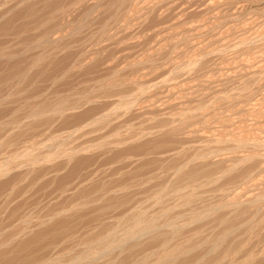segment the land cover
I'll return each instance as SVG.
<instances>
[{
    "label": "rangeland",
    "instance_id": "1",
    "mask_svg": "<svg viewBox=\"0 0 264 264\" xmlns=\"http://www.w3.org/2000/svg\"><path fill=\"white\" fill-rule=\"evenodd\" d=\"M35 1L0 0V143L3 142L0 144V264H71L76 255L77 258H83L88 248L89 252L97 248V243L105 240L110 232H115L111 233L114 236L123 234L120 232L132 226L130 224L135 222L137 214V220L142 216L144 220L155 219L157 232L141 235L142 238H139L135 245L125 247L127 250L117 249L112 255L101 256L102 259L99 257L98 264H142L144 261L153 264L166 248L174 251L183 247V257L179 254L174 264H209V261L210 264H264V172L258 173L261 179L255 178L258 171L256 163V169L253 167L254 171L250 173L252 177L250 174V177L238 176L241 169L232 171L236 163L229 165L231 161H235L230 153V149L235 147L231 145L229 149L230 144L225 143L229 138L237 142L242 135L244 140L259 137L256 134L258 131H253L251 125L263 119L264 107L261 108L263 112H255L252 107L254 110H248L251 114L241 113L240 118L238 112L242 108L251 107L248 108L247 100L240 98L238 93L240 94L241 88L242 94L249 92L248 94L256 93L258 96L261 92L259 90L264 87L263 76L256 81L248 80L250 73L241 68L247 65L257 67V64L263 61L264 16L256 15L246 2L235 5L239 8L234 7L233 10L238 11L237 14L244 8L241 12H250L241 13L235 19L232 17L235 12L231 14L233 10L227 7H224L226 10L223 8L224 11H220V15H217V11L215 14L211 12L210 15L203 4L204 0H130L122 6V0H96L100 1L99 4L94 0ZM117 4H120V7ZM191 26L194 28L190 29ZM199 26L201 28L197 32ZM191 31L199 35L198 38L192 36ZM56 37L61 41L55 40ZM190 37L196 39L190 41ZM259 57L262 60L260 62ZM196 59L199 60L197 63L194 62ZM261 68L263 67L259 68V72L263 71ZM26 69L30 71L27 72ZM226 71L228 74L233 72L232 77L228 76ZM117 85L118 87H115ZM136 94L139 98L134 97ZM255 113H258V117L261 115V119H258ZM59 114L63 115L58 116ZM49 115L58 118L50 119ZM206 137L212 139V142L203 139ZM215 139L216 141H213ZM217 140H221L222 144ZM27 154H33L34 157L37 155V160L33 157V160L28 161ZM26 157L27 159H24ZM220 157L225 162H222ZM8 159L11 160L8 162ZM218 159L221 161H217ZM33 161L37 162L34 164ZM30 162L31 164H28ZM238 186L236 191H240L239 194L234 191L241 197H238L239 200L235 199L237 196L232 195V189ZM242 187L247 188L249 194L246 195L247 191ZM260 188L262 189L259 190ZM258 192L262 194L259 195ZM252 193L254 195L250 198ZM228 201L232 203L227 205L229 209L225 207ZM240 201L241 207L238 205ZM232 206H235V211ZM165 213H168V216ZM170 222L176 226L174 230H168L167 225ZM178 227L180 229H177ZM111 234L110 240L114 239ZM199 237H202V240ZM215 240L220 242L217 244ZM188 245L192 247H187L186 252ZM231 255L234 259H231ZM101 260H104V263Z\"/></svg>",
    "mask_w": 264,
    "mask_h": 264
},
{
    "label": "bare ground",
    "instance_id": "2",
    "mask_svg": "<svg viewBox=\"0 0 264 264\" xmlns=\"http://www.w3.org/2000/svg\"><path fill=\"white\" fill-rule=\"evenodd\" d=\"M32 1V0H31ZM37 1V0H36ZM35 1V2H36ZM85 1V0H84ZM89 1V0H88ZM92 1V0H91ZM96 0H94V2H95ZM100 1H103V0H100ZM100 1H96L98 4L100 3ZM106 1V0H105ZM128 1H130V0H122V1H120V3H121V6H122V4L124 3V4H126L125 2H128ZM147 1V0H146ZM176 1V0H175ZM181 1H183V0H181ZM189 1V0H188ZM187 1V2H188ZM46 2V1H45ZM80 2V1H79ZM86 2H87V0H86ZM85 2V3H86ZM132 2V1H131ZM150 2V1H149ZM154 2V1H153ZM186 2V3H187ZM240 2H243V4H245L244 2H246V3H249V7L253 10V12L254 13H256V15L257 14H261V16L263 15L264 16V0H204V2H203V4L204 5H206V10H207V12L208 13H210V15H211V12H214V14H215V12L217 11L219 14H217V15H220V11H224V7H227V8H231L230 10H233V8L234 7H237V6H235V5H239V3ZM52 3V2H51ZM50 3V4H51ZM67 3V2H66ZM130 3V2H129ZM128 3V4H129ZM133 3V2H132ZM131 3V4H132ZM138 3V2H137ZM151 3V2H150ZM169 3V2H168ZM176 3V2H175ZM180 3V2H179ZM182 3V2H181ZM185 3V2H184ZM184 3H183V5H184ZM192 3V2H191ZM73 4V3H72ZM94 4V3H93ZM96 4V3H95ZM94 4V5H95ZM97 4V5H98ZM102 4V3H101ZM147 4H148V2H147ZM154 4V3H153ZM173 4V3H172ZM178 4V3H177ZM188 4V3H187ZM93 5V6H94ZM117 5H119L118 7H120V4H117ZM144 5V4H143ZM155 5V4H154ZM175 5V4H174ZM179 5V4H178ZM50 6V5H49ZM87 6H89V5H87ZM132 6V5H131ZM147 6V5H146ZM152 6V5H151ZM242 6V5H241ZM246 6V5H245ZM21 7V6H20ZM89 7H91V5L89 6ZM95 7V6H94ZM102 7V6H101ZM123 7H125V5L123 6ZM128 7V6H127ZM130 7V6H129ZM135 7V6H134ZM171 7V6H170ZM200 7V6H199ZM243 7V6H242ZM248 7V8H249ZM28 8V7H27ZM96 8V7H95ZM140 8V7H139ZM172 8V7H171ZM183 8V7H182ZM181 8V9H182ZM224 8V9H223ZM226 8V9H227ZM239 7H237V9H238ZM244 8V7H243ZM248 8H247V10H248ZM121 9V8H120ZM124 9V8H123ZM126 9V8H125ZM136 9V8H135ZM158 9V8H157ZM169 9V8H168ZM174 9V8H173ZM172 9V10H173ZM204 9H205V7H204ZM203 9V10H204ZM225 9V10H226ZM236 9V10H237ZM241 9V8H240ZM245 9V8H244ZM243 9V10H244ZM38 10V9H37ZM36 10V11H37ZM64 10V9H63ZM127 10H129V9H127ZM171 10V9H170ZM183 10V9H182ZM229 10V11H230ZM243 10H241V11H243ZM66 11V10H65ZM107 11V10H106ZM109 11V10H108ZM122 11V10H121ZM120 11V12H121ZM155 11V10H154ZM228 11V12H229ZM240 11V14L241 13H243V12H241ZM124 12V11H123ZM129 12V11H128ZM143 12V11H142ZM177 12V11H176ZM206 12V13H207ZM235 12V13H234ZM237 12L238 11H235V10H233V12H231V14L232 13H234V14H232V17L233 18H235V17H237V16H240V14H237ZM245 12H250L249 10L248 11H245ZM244 12V13H245ZM253 12H252V14H253ZM63 13V12H62ZM106 13V12H105ZM243 13V14H244ZM67 14V13H66ZM146 14V13H145ZM191 14V13H190ZM204 14H205V12H204ZM213 14V13H212ZM221 14H222V12H221ZM250 15H251V13H249ZM101 15V14H100ZM121 15V14H120ZM126 15V14H125ZM131 15V14H130ZM206 15H208V14H206ZM225 15V14H224ZM247 15V14H246ZM245 15V16H246ZM249 15V16H250ZM255 15V16H256ZM65 16V15H64ZM123 16V15H122ZM140 16V15H139ZM145 16V15H144ZM215 16V15H214ZM213 16V17H214ZM228 16H230V15H228ZM260 16V15H259ZM150 17V16H149ZM212 17V16H211ZM212 17V18H213ZM217 17H219V16H217ZM242 17H243V15H242ZM252 17H254V14H253V16ZM63 18V17H62ZM122 18H124V17H122ZM121 18V19H122ZM129 18V17H128ZM162 18V17H161ZM232 18V19H233ZM258 18V17H257ZM263 18V17H262ZM116 19V18H115ZM119 19H120V17H119ZM134 19V18H133ZM155 19V18H154ZM215 19V18H214ZM217 19V18H216ZM219 19V18H218ZM220 19L222 20L223 18H221L220 17ZM236 19V18H235ZM234 19V20H235ZM255 19V18H254ZM128 20V19H127ZM145 20V19H144ZM146 20H147V18H146ZM213 20V19H212ZM244 20V19H243ZM116 22H117V20H115ZM120 21V20H119ZM238 21V20H237ZM256 21V20H255ZM264 21V20H263ZM81 22V21H80ZM140 22V21H139ZM143 22V21H142ZM161 22V21H160ZM228 22V21H227ZM235 22H236V20H235ZM257 22V21H256ZM46 23V22H45ZM56 23V22H55ZM114 23V22H113ZM215 23V22H214ZM247 23V22H246ZM254 23V22H253ZM258 23V22H257ZM256 23V24H257ZM262 23V22H261ZM41 24V23H40ZM142 24V23H141ZM162 24V23H161ZM220 24V23H219ZM245 24V23H244ZM250 24V23H249ZM67 25H69V24H67ZM116 25V24H115ZM118 25V24H117ZM128 25V24H127ZM137 25V24H136ZM199 25V24H198ZM246 25H248V24H246ZM103 26V25H102ZM124 26H126V25H124ZM145 26V25H144ZM154 26V25H153ZM159 26V25H158ZM195 26V25H194ZM223 26V25H222ZM37 27V26H36ZM81 27V26H80ZM188 27V26H187ZM196 27V26H195ZM203 27V26H202ZM229 27V26H228ZM227 27V28H228ZM263 27V26H262ZM261 27V28H262ZM115 28V27H114ZM192 28H194L193 26H191V28L190 29H192ZM201 28V26H199V28H197L198 29V31L197 32H199V29ZM205 28V27H204ZM234 28V27H233ZM248 28V27H247ZM118 29V28H117ZM196 29V30H197ZM254 29V28H253ZM259 29V28H258ZM104 30V29H103ZM187 30V29H186ZM195 30V29H194ZM226 30V29H225ZM247 30V29H246ZM257 30V29H256ZM156 31H157V29H156ZM159 31V30H158ZM193 31V30H192ZM191 31V32H192ZM214 31V30H213ZM57 32V31H56ZM108 32V31H107ZM160 32V31H159ZM159 32H158V34H159ZM163 32V31H162ZM186 32H188V31H186ZM201 32V31H200ZM224 32V31H223ZM260 32V31H259ZM190 33V32H189ZM193 33V32H192ZM192 33H190L191 35H192ZM252 33V32H251ZM157 34V35H158ZM161 34V33H160ZM178 34V33H177ZM196 34H198V33H196ZM201 34V33H200ZM237 34H240V33H237ZM248 34V33H247ZM195 35V32L193 33V35L192 36H194ZM231 35V34H230ZM241 35V34H240ZM250 35V34H249ZM36 36V35H35ZM58 36V35H57ZM136 36V35H135ZM159 36V35H158ZM188 36V35H187ZM198 36L199 35H195V37H197L198 38ZM243 36V35H242ZM48 37V36H47ZM55 37V36H54ZM194 37V38H195ZM240 37V36H239ZM254 37V36H253ZM257 37V36H256ZM51 38H53V37H51ZM61 38V37H60ZM191 38V40L190 41H192V39H194L193 37H190ZM242 38V37H241ZM48 39V38H47ZM196 39V38H195ZM50 40V39H49ZM55 40H60L59 38H55ZM90 40V39H89ZM219 40V39H218ZM221 40H222V37H221ZM238 40H240V39H238ZM48 41V40H47ZM61 41V40H60ZM59 41V42H60ZM87 41V40H86ZM246 40H244L243 41V43L245 42ZM249 40H247V42H248ZM252 41V40H251ZM55 42V41H54ZM57 42V41H56ZM218 42V41H217ZM222 42V41H221ZM224 42V41H223ZM239 42V41H238ZM246 42V43H247ZM250 42V41H249ZM253 42V41H252ZM241 43H242V41H241ZM261 43V42H260ZM39 44V43H38ZM57 44V43H56ZM192 44H194V43H192ZM214 44V43H213ZM235 44V43H234ZM239 45H240V43H238ZM245 44V43H244ZM26 45V44H25ZM46 45V44H45ZM140 45V44H139ZM195 45H197V43H195L194 44V46ZM198 45H200L199 43H198ZM221 45V44H220ZM236 46H238L237 44H235ZM234 45V46H235ZM229 46V45H228ZM231 46H233V45H231ZM244 46H248V45H244ZM198 47V46H197ZM224 47V46H223ZM226 47V46H225ZM8 48V47H7ZM36 48H38V47H36ZM47 48V47H46ZM129 48V47H128ZM135 48V47H134ZM189 48V47H188ZM227 48V47H226ZM238 48V47H237ZM241 48V47H240ZM196 49V48H195ZM199 49V48H198ZM197 49V50H198ZM208 49V48H207ZM223 49V48H222ZM35 50V49H34ZM192 50V49H191ZM223 50H225V49H223ZM262 51V50H261ZM2 52V51H1ZM22 52V51H21ZM65 52V51H64ZM91 52V51H90ZM220 52H222V51H220ZM8 53V52H7ZM29 53V52H28ZM99 53V52H98ZM258 53V52H257ZM256 53V54H257ZM10 54V53H9ZM21 54V53H20ZM51 54V53H50ZM163 54V53H162ZM193 54V53H192ZM263 54V53H262ZM4 55V54H3ZM8 55V54H7ZM13 54H11V56H12ZM23 55V54H22ZM48 55V54H47ZM86 55V54H85ZM44 56V55H43ZM54 56V55H53ZM52 56V57H53ZM98 56V55H97ZM204 56H205V54H204ZM9 57V56H8ZM7 57V58H8ZM42 57V56H41ZM49 57V56H48ZM197 57V56H196ZM215 57V56H214ZM260 57H262V56H260ZM260 57H259V59H260ZM0 58H1V56H0ZM4 58H6L5 56H4ZM10 58V57H9ZM51 58V57H50ZM73 58V57H72ZM182 58V57H181ZM200 58H202V57H200ZM207 58V57H206ZM246 58V57H245ZM20 59V58H19ZM43 59V58H42ZM49 59V58H48ZM53 59L55 60V58L53 57ZM52 59V60H53ZM199 59V58H198ZM242 59V58H241ZM258 59V60H259ZM8 60V59H7ZM11 60V59H10ZM9 60V61H10ZM33 60H34V58H33ZM53 60V61H54ZM135 60V59H134ZM168 60V59H167ZM204 60V59H203ZM44 61H46V60H44ZM51 61V60H50ZM78 61H79V59H78ZM81 61V60H80ZM199 61V60H198ZM197 61V59H196V61H194V62H198ZM260 61H262L261 59L259 60V62ZM16 62V61H15ZM35 62H36V60H35ZM38 62V61H37ZM47 62H49V61H47ZM76 62V61H75ZM163 62V61H162ZM182 62V61H181ZM190 62V61H189ZM192 62V61H191ZM201 62V61H200ZM204 62V61H203ZM29 63V62H28ZM56 63V62H55ZM69 63V62H68ZM140 63V62H139ZM176 63V62H175ZM193 63V62H192ZM205 63V62H204ZM11 64V63H10ZM31 64V63H30ZM34 64L35 63H33V66H34ZM45 64V63H44ZM52 64V63H51ZM151 64V63H150ZM182 64V63H181ZM200 64V63H199ZM211 64V63H210ZM243 64V63H242ZM247 64V63H246ZM256 64V63H255ZM9 65V64H8ZM21 65V64H20ZM29 65V64H28ZM93 65V64H92ZM131 65V64H130ZM251 65V64H250ZM5 66V65H4ZM13 66V65H12ZM40 66V65H39ZM51 66V65H50ZM75 66V65H74ZM76 66H77V64H76ZM97 66V65H96ZM133 66V65H132ZM189 66H190V64H189ZM245 66V65H244ZM248 66V65H247ZM247 66H245V67H242L241 66V68L242 69H245V70H247V73H250V74H248V80H253V81H256V79H258L259 77L260 78H262V76L264 77V54H263V61L262 62H260V63H258L257 64V67H247ZM253 66H255V65H253ZM25 67V66H24ZM23 67V68H24ZM30 67V66H29ZM42 67V66H41ZM46 67H47V65H46ZM55 67V66H54ZM81 67V66H80ZM126 67V66H125ZM178 67V65L175 67V68H177ZM180 67V66H179ZM220 67V66H219ZM224 67V66H223ZM260 67H263V68H261V69H263V71L261 72H259V68ZM3 68V67H2ZM72 68V67H71ZM75 68V67H74ZM73 68V69H74ZM82 68V67H81ZM139 68V67H138ZM241 68H240V70H241ZM248 68V69H247ZM29 69H31V68H29ZM37 69V68H36ZM125 69V68H124ZM149 69V68H148ZM163 69H164V67H163ZM220 69V68H219ZM227 69V68H226ZM232 69H234V68H232ZM12 70V69H11ZM14 70V69H13ZM27 70V69H26ZM35 70V69H34ZM33 70V71H34ZM79 70V69H78ZM121 70H123V69H121ZM126 70V69H125ZM136 70V69H135ZM138 70V69H137ZM167 70V69H166ZM231 70V69H230ZM237 70H239V69H237ZM239 70V72L240 73H242L241 71ZM249 70V71H248ZM28 71H30V70H27V72ZM36 71V70H35ZM38 71V70H37ZM67 71V70H66ZM120 71V70H119ZM124 71V70H123ZM131 71V70H130ZM168 71V70H167ZM177 71V70H176ZM179 71V70H178ZM220 71V70H219ZM243 71V70H242ZM3 72V71H2ZM25 72V71H24ZM39 72V71H38ZM41 72H43V71H41ZM47 72V71H46ZM80 72V71H79ZM86 72V71H85ZM122 72V71H121ZM125 72V71H124ZM160 72V71H159ZM227 72V71H226ZM228 72H229V70H228ZM228 72H227V74H228ZM236 72V71H235ZM234 72V73H235ZM222 73V72H221ZM233 72H231V74H232ZM1 74V73H0ZM26 75H27V73H25ZM65 74V73H64ZM69 74V73H68ZM143 74V73H142ZM161 74V73H160ZM220 74V73H219ZM225 74V73H224ZM231 74L229 73L228 74V76L230 75V77H232L231 76ZM43 75V74H42ZM181 75V74H180ZM186 75V74H185ZM222 75H223V73H222ZM16 76V75H15ZM30 76V75H29ZM28 76V77H29ZM58 76V75H57ZM123 76V75H122ZM179 76V75H178ZM26 77V76H25ZM239 77V76H238ZM243 77V76H242ZM241 77V78H242ZM21 78V77H20ZM124 78V77H123ZM26 79V78H25ZM28 79V78H27ZM39 79V78H38ZM114 79V78H113ZM139 79V78H138ZM225 79V78H224ZM133 80V79H132ZM137 80V79H136ZM171 80H172V78H171ZM170 80V82L171 83H173V81H171ZM174 80V79H173ZM16 81V80H15ZM19 81V80H18ZM122 81V80H121ZM210 81V80H209ZM222 81V80H221ZM253 81H250V82H253ZM262 81V80H261ZM260 81V82H261ZM14 82V81H13ZM134 82V81H133ZM169 82V83H170ZM223 82V81H222ZM234 82V81H233ZM238 82V81H237ZM243 82V81H242ZM21 83V82H20ZM130 83V82H129ZM141 83V82H140ZM153 83V82H152ZM163 83H164V81H163ZM166 84H167V82H165ZM168 83V84H169ZM194 83V82H193ZM210 83V82H209ZM256 83V82H255ZM111 84V83H110ZM128 84V83H127ZM134 84V83H133ZM132 84V85H133ZM137 84V83H136ZM135 84V85H136ZM211 84V83H210ZM262 84V83H261ZM101 85H102V83H101ZM112 85V84H111ZM122 85V84H121ZM120 85V86H121ZM126 85V84H125ZM129 85V84H128ZM170 85V84H169ZM181 85V84H180ZM254 84H252V86H253ZM264 85V84H263ZM114 86V85H113ZM137 86H139V85H137ZM163 86V85H162ZM168 86V85H167ZM203 86V85H202ZM260 86V85H259ZM108 87V86H107ZM115 87H118V85L117 86H115ZM114 87V88H115ZM122 87H125V86H122ZM122 87H120V89L122 88ZM126 87H127V85H126ZM140 87V86H139ZM165 87V86H164ZM171 87V86H170ZM193 87V86H192ZM132 88V87H131ZM145 88V87H144ZM156 88V87H155ZM169 88V87H168ZM191 88V87H190ZM189 88V89H190ZM117 89V88H116ZM136 89V88H135ZM142 89V88H141ZM164 89V88H163ZM165 89H167V88H165ZM183 89H185L184 87H183ZM249 89V88H248ZM254 89V88H253ZM11 90V89H10ZM108 90V89H107ZM155 90V89H154ZM202 90V89H201ZM16 91V90H15ZM19 91V90H18ZM105 91V90H104ZM130 91V90H129ZM134 91H136V90H134ZM163 91V90H162ZM170 91H172V90H170ZM176 91V90H175ZM183 91V90H182ZM246 91V90H245ZM245 91H244V93H245ZM261 91V92H260ZM106 92V91H105ZM140 92V91H139ZM167 92V91H166ZM180 92V91H179ZM188 92V91H187ZM243 92V91H242ZM259 92H260V94H258V96L256 95V93L255 94H253L252 95V93L251 94H248L249 92H247L246 94H242L241 93V88H240V94L238 93V96L240 97V98H242V99H245V100H247L246 102H247V104H248V108H249V106L252 108H255V110L252 108H249V109H247V108H242V110L241 111H239L238 112V114L240 115V118H242V114H244L245 113V115H246V113H249V111L248 110H254L255 112H256V110H258L259 112L261 111V112H263L262 111V109L261 108H263L264 107V87L262 88V90L260 89L259 90ZM258 92V93H259ZM6 93V92H5ZM19 93V92H18ZM108 93H110V92H108ZM122 93V92H121ZM174 93V92H173ZM172 93V94H173ZM106 94H107V92H106ZM145 94V93H144ZM168 94V93H167ZM175 94V93H174ZM177 94V93H176ZM189 94V93H188ZM236 94V93H235ZM35 95V94H34ZM123 95V94H122ZM140 95V94H139ZM138 95V96H139ZM192 95V94H191ZM108 96V95H107ZM115 96V95H114ZM133 96V95H132ZM131 96V97H132ZM167 96V98H168V95H166ZM231 96V95H230ZM91 97V96H90ZM134 97H137V94H136V96H134ZM141 97V96H140ZM92 98V97H91ZM137 98H139V97H137ZM195 98V97H194ZM230 98V97H229ZM89 99V98H88ZM143 99V98H142ZM1 100V99H0ZM7 100V99H6ZM5 100V101H6ZM32 100V99H31ZM120 100V99H119ZM133 100V99H132ZM134 100H135V98H134ZM171 100V99H170ZM229 100V99H228ZM87 101V100H86ZM123 101V100H122ZM131 101V100H130ZM129 101V102H130ZM191 101V100H190ZM210 101V100H209ZM219 101V100H218ZM236 101V100H235ZM241 101V100H240ZM1 102V101H0ZM10 102V101H9ZM83 102V101H82ZM91 102V101H90ZM126 102V101H125ZM8 103V102H7ZM32 103V102H31ZM61 103V102H60ZM66 103V102H65ZM88 103H89V101H88ZM137 103H139V102H137ZM166 103V102H165ZM205 103V102H204ZM240 103V102H239ZM9 104V103H8ZM57 104V103H56ZM55 104V105H56ZM64 104V103H63ZM127 104V103H126ZM42 105V104H41ZM52 105V104H51ZM69 105V104H68ZM123 105V104H122ZM128 105V104H127ZM132 105V104H131ZM146 105V104H145ZM195 105V104H194ZM242 105V104H241ZM62 106V105H61ZM69 106H71V105H69ZM69 106H68V108H69ZM130 106V105H129ZM182 106V105H181ZM209 106V105H208ZM213 106V105H212ZM233 106H234V104H233ZM246 106V105H245ZM31 107V106H30ZM65 107V106H64ZM67 107V106H66ZM74 107V106H73ZM195 107H197V106H195ZM218 107V106H217ZM231 107V106H230ZM244 107V106H243ZM259 107V109H257ZM40 108V107H39ZM42 108V107H41ZM122 108V107H121ZM125 108V107H124ZM136 108V107H135ZM3 109V108H2ZM46 109V108H45ZM61 109V108H60ZM63 109V108H62ZM67 109V108H66ZM74 109V108H73ZM188 109H190V108H188ZM200 109V108H199ZM198 109V110H199ZM215 109V108H214ZM38 110V109H37ZM40 110V109H39ZM48 110V109H47ZM65 110V109H64ZM68 110V109H67ZM77 110H79V109H77ZM187 110V109H186ZM263 110H264V108H263ZM35 111V110H34ZM43 111V110H42ZM51 111V110H50ZM56 111V110H55ZM167 111V110H166ZM182 111V110H181ZM190 111V110H189ZM188 111V112H189ZM200 111V110H199ZM216 111V110H215ZM219 111V110H218ZM254 111H253V113L252 114H254ZM39 112V111H38ZM40 112H41V110H40ZM58 112V111H57ZM56 112V113H57ZM68 112V111H67ZM176 112V111H175ZM204 112V111H203ZM2 113H4V112H2ZM32 113H35L36 114V112H32ZM59 113V112H58ZM61 113V112H60ZM63 113V112H62ZM170 113V112H169ZM172 113H174V112H172ZM185 113V112H184ZM191 113V112H190ZM242 113V114H241ZM34 114V115H35ZM41 114H43V112L42 113H40V115ZM47 114V113H46ZM55 114V113H54ZM63 114H65V112L63 113ZM62 114V115H63ZM171 114V113H170ZM183 114V113H182ZM186 114V113H185ZM185 114H183V116L185 115ZM199 114V113H198ZM202 114V113H201ZM249 114H251V112L249 113ZM258 113H255V116L257 115ZM262 114V113H261ZM31 115V114H30ZM61 114H59L58 116H60ZM61 115V116H62ZM68 115V114H67ZM195 115V114H194ZM206 115V114H205ZM209 115V114H208ZM217 115V114H216ZM2 116V115H1ZM36 116V115H35ZM37 116H39V115H37ZM43 116V115H42ZM48 116V115H47ZM50 116V115H49ZM72 116V115H71ZM128 116V115H127ZM168 116H170V115H168ZM174 116V115H173ZM172 116V117H173ZM176 116V115H175ZM182 116V115H181ZM196 116H197V114H196ZM203 116V115H202ZM261 116V115H260ZM260 116L258 117V116H256V117H258V119L260 118ZM44 117V116H43ZM52 117V118H51ZM53 115H51L50 116V119H53ZM55 117H57V116H55ZM55 117H54V119H55ZM67 117V116H66ZM172 117H170L171 119H172ZM238 117V116H237ZM236 117V118H237ZM262 117V116H261ZM58 118V117H57ZM78 118V117H77ZM94 118V117H93ZM99 118V117H98ZM107 118V117H106ZM175 118V117H174ZM174 118H173V121H174ZM180 118V117H179ZM203 118V117H202ZM240 118H238V119H240ZM38 119V118H37ZM41 119V118H40ZM61 119V118H60ZM186 119V118H185ZM197 119V118H196ZM199 119V118H198ZM197 119V120H198ZM243 119H244V117H243ZM257 119V118H256ZM261 119V118H260ZM33 120V119H32ZM43 120V119H42ZM46 120V119H45ZM107 120V119H106ZM108 120H110V119H108ZM107 120V121H108ZM114 120V119H113ZM189 120V119H188ZM16 121V120H15ZM26 121V120H25ZM49 121V120H48ZM166 121V120H165ZM196 121V120H195ZM243 121V120H242ZM250 121V120H249ZM1 122V121H0ZM95 122V121H94ZM106 122V121H105ZM145 122V121H144ZM162 122V121H161ZM170 122V121H169ZM192 122V121H191ZM240 122H241V120H240ZM10 123H12V122H10ZM9 123V124H10ZM99 123H101L100 121H99ZM109 123V122H108ZM107 123V124H108ZM173 123V122H172ZM187 123V122H186ZM250 123V122H249ZM249 123H247V124H249ZM5 124V123H4ZM18 124V123H17ZM106 124V125H107ZM115 124V123H114ZM114 124H113V126H114ZM168 124V123H167ZM244 124V123H243ZM13 125H15V124H13ZM42 125V124H41ZM92 125V124H91ZM245 125H246V123H245ZM111 126V125H110ZM189 126V125H188ZM191 126V125H190ZM249 126V125H248ZM252 127L251 128H253L252 130L253 131H258V133L256 132V134L259 136L258 138H253V137H251L252 139H246L245 138V140L244 139H242V136L241 137H239L240 139L239 140H237V142H235V141H233V140H231L230 138L229 139H227V141L225 140V143H229L230 144V146H229V149H230V147H231V145H234V147L235 148H233L232 147V149H230L231 150V154H232V156H231V154L230 153H228V155H230L231 157H233L234 159H235V161H231L232 163L231 164H229V165H231L232 166V164H233V162H235L236 164L232 167V171H234L235 169L237 170V168H239V169H241L240 171H241V173L239 172V174L240 175H238V176H241V177H246V176H249V174L250 173H252V171H254L253 170V167H255V164L256 165H258V167H257V175L255 176V178L256 177H260V175H258V173L259 174H261V173H263L264 172V112H263V119H261V120H257V121H255V123H253L252 125H251ZM17 127V126H16ZM20 127V126H19ZM122 127H123V125H122ZM141 127V126H140ZM139 127V128H140ZM170 127V126H169ZM178 127V126H177ZM240 127H243V126H240ZM8 128V127H7ZM12 128V127H11ZM106 128V127H105ZM158 128V127H157ZM4 129V128H3ZM10 129V128H9ZM110 129V128H109ZM147 129V128H146ZM165 129V128H164ZM250 129V128H249ZM5 130V129H4ZM105 130V129H104ZM116 130V129H115ZM251 130V129H250ZM251 130V131H252ZM19 131V130H18ZM21 131V130H20ZM139 131V130H138ZM182 131V130H181ZM193 131V130H192ZM247 131V130H246ZM89 132V131H88ZM122 132H124V131H122ZM194 132V131H193ZM245 132V131H244ZM125 133V132H124ZM196 133V132H195ZM241 133H243L242 131H241ZM255 133V132H254ZM23 134V133H22ZM108 134V133H107ZM244 134V133H243ZM78 135V134H77ZM101 135V134H100ZM149 135H150V133H149ZM199 135V134H198ZM246 135V134H245ZM252 135V134H251ZM127 136V135H126ZM204 136V135H203ZM207 136V135H206ZM52 137V136H51ZM18 138H20V137H18ZM114 138V137H113ZM194 138V137H193ZM7 139H8V137H7ZM107 139V138H106ZM142 139V138H141ZM203 139H207L210 143L212 142V139H210V138H208V137H206V138H203ZM218 139H220V138H218ZM10 140H11V138H10ZM20 140V139H19ZM23 140V139H22ZM28 140V139H27ZM5 141V140H4ZM29 141V140H28ZM88 141V140H87ZM115 141V140H114ZM207 141V143H209ZM213 141H216V139L215 140H213ZM12 142H14V141H12ZM50 142V141H49ZM71 142V141H70ZM217 142H221V143H219V144H222V141L221 140H217ZM1 143H3V142H1ZM0 143V144H1ZM37 143V142H36ZM80 143V142H79ZM108 143H110V142H108ZM223 143H224V141H223ZM6 144H7V142H6ZM136 144V143H135ZM218 144V143H217ZM19 145V144H18ZM33 145V144H32ZM50 145V144H49ZM63 145V144H62ZM103 145V144H102ZM133 145V144H132ZM203 145V144H202ZM211 145V144H210ZM209 145V146H210ZM223 145H225V144H223ZM223 145H222V147H223ZM4 146V145H3ZM24 146V145H23ZM64 146V145H63ZM85 146H87V145H85ZM205 146V145H204ZM206 146H208V145H206ZM220 146V145H219ZM226 146V145H225ZM29 147V146H28ZM27 147V148H28ZM49 147V146H48ZM221 147V146H220ZM41 148V147H40ZM215 148V147H214ZM16 149V148H15ZM23 149V148H22ZM47 149V148H46ZM228 149V148H227ZM11 150V149H10ZM38 150V149H37ZM108 150V149H107ZM221 150V149H220ZM40 151V150H39ZM58 151V150H57ZM201 151V150H200ZM34 152V151H33ZM51 152V151H50ZM55 152V151H54ZM70 152V151H69ZM74 152V151H73ZM211 152V151H210ZM20 153H22V152H20ZM24 153H26V152H24ZM32 153V152H31ZM30 153V154H31ZM49 153V152H48ZM107 153H108V151H107ZM203 153V152H202ZM205 153V152H204ZM224 153H225V151H224ZM15 154H16V152H15ZM28 155L27 154V157L29 156V160L28 161H30L31 159L33 160V157L34 156H32V155ZM56 154H58V153H56ZM66 154H68V153H66ZM72 155H73V153H71ZM171 154V153H170ZM214 154V153H213ZM219 154V153H218ZM220 154H221V152H220ZM18 155V154H17ZM23 155V154H22ZM175 155V154H174ZM183 155V154H182ZM197 155V154H196ZM212 155V154H211ZM217 155V154H216ZM30 156H32L31 158H30ZM37 156V155H36ZM36 156L34 157V160H37V159H35L36 158ZM48 156V155H47ZM69 156L71 157V155L69 154ZM177 156V155H176ZM200 156V155H199ZM222 156V155H221ZM225 156V155H224ZM227 156V155H226ZM229 156V157H230ZM24 157V156H23ZM22 157V158H23ZM27 157L26 158H24V159H27ZM183 157V156H182ZM207 157V156H206ZM213 157V156H212ZM219 157V156H218ZM217 157V158H218ZM230 157V158H231ZM18 158L20 159L21 158V155H20V157L18 156ZM59 158V157H58ZM68 159H69V157H67ZM94 158V157H93ZM175 158V157H174ZM189 158V157H188ZM195 158H196V156H195ZM221 158V157H220ZM224 158V157H223ZM228 158V157H227ZM23 159V160H24ZM61 159V158H60ZM59 159V160H60ZM65 159V158H64ZM176 159V158H175ZM199 159V158H198ZM205 159V158H204ZM222 159V158H221ZM225 160H226V158H224ZM233 159V160H234ZM9 160H11V159H8L7 161L9 162ZM13 160V159H12ZM15 160V159H14ZM73 160V159H72ZM83 160V159H82ZM208 160H209V158H208ZM212 160V159H211ZM220 159H218L217 161H219ZM230 159L228 158V161H229ZM232 160V159H231ZM6 161V160H5ZM16 162H17V160H15ZM39 161H40V159H39ZM43 161V160H42ZM174 161V160H173ZM195 161V160H194ZM210 161V160H209ZM216 161V160H215ZM214 161V162H215ZM221 161V160H220ZM219 161V162H220ZM2 162V161H1ZM11 162V161H10ZM32 162V161H31ZM31 162L30 163H28V164H31ZM34 162V164H35V162H37V161H33ZM202 162V161H201ZM222 162H225V161H223V159H222ZM227 162V161H226ZM179 163V162H178ZM184 163V162H183ZM229 163H230V161H229ZM8 164V163H7ZM12 164V163H11ZM33 164V163H32ZM214 164V163H213ZM220 165H221V163H219ZM219 164H218V166H219ZM227 164V163H226ZM6 165V164H5ZM174 165V164H173ZM190 165V164H189ZM193 165H194V163H193ZM192 165V166H193ZM212 165V164H211ZM228 165V166H229ZM31 166V165H30ZM34 166V165H33ZM80 166V165H79ZM184 166V165H183ZM202 166V165H201ZM2 167H3V164H2ZM24 167V166H23ZM54 167V166H53ZM216 167V166H215ZM241 167V168H240ZM15 168V167H14ZM21 168V167H20ZM169 168V167H168ZM181 168V167H180ZM200 168V167H199ZM203 168V167H202ZM206 168H207V166H206ZM224 168V167H223ZM229 168V167H228ZM6 169V168H5ZM31 169V168H30ZM34 169V168H33ZM32 169V170H33ZM43 169V168H42ZM52 169V168H51ZM67 169V168H66ZM144 169V168H143ZM185 169V168H184ZM210 169V168H209ZM214 169V168H213ZM230 170H231V168H229ZM255 169H256V167H255ZM53 170V169H52ZM54 170H56V169H54ZM141 170V169H140ZM197 170V169H196ZM226 170H228V169H226ZM235 170V171H236ZM2 171H3V169H2ZM22 171H24V170H22ZM76 171V170H75ZM80 171V170H79ZM182 171V170H181ZM198 171V170H197ZM207 171V170H206ZM225 171V170H224ZM255 171V172H256ZM1 172V171H0ZM123 172V171H122ZM128 172H130V171H128ZM189 172V171H188ZM229 172V171H228ZM228 172H227V174H228ZM238 172V171H237ZM3 173V172H2ZM5 173V172H4ZM177 173V172H176ZM182 173V172H181ZM180 173V174H181ZM185 173V172H184ZM218 173H220V172H218ZM231 173V175H232V172H230ZM77 174V173H76ZM121 174V173H120ZM130 174V173H129ZM173 174V173H172ZM178 174H179V172H178ZM177 174V175H178ZM189 174V173H188ZM195 174V173H194ZM222 174V173H221ZM25 175V174H24ZM114 175V174H113ZM176 175V179H177V176ZM183 175V174H182ZM205 175V174H204ZM253 175V174H252ZM44 176V175H43ZM53 176V175H52ZM180 176V175H179ZM211 176H212V174H211ZM218 176V175H217ZM216 176V177H217ZM220 176V175H219ZM250 176H251V174H250ZM249 176V177H250ZM262 176V175H261ZM117 177H118V175H117ZM194 177V176H193ZM201 177V176H200ZM209 177V176H208ZM229 177H230V175H229ZM240 177V178H241ZM248 177V178H249ZM252 177V176H251ZM253 177H254V175H253ZM7 178V177H6ZM184 178V177H183ZM192 178V177H191ZM22 179V178H21ZM30 179V178H29ZM34 179V178H33ZM43 179V178H42ZM214 179V178H213ZM230 179V178H229ZM246 179V178H245ZM251 179H254V178H251ZM256 179H258V178H256ZM256 179H254V180H256ZM260 179H261V177H260ZM259 179V180H260ZM23 180V179H22ZM100 180V179H99ZM105 180V179H104ZM107 180V179H106ZM114 180V179H113ZM171 180H173V179H171ZM196 180V179H195ZM203 180V179H202ZM211 180V179H210ZM30 181V180H29ZM41 181V180H40ZM93 181V180H92ZM174 181V180H173ZM177 181V180H176ZM183 181V180H182ZM212 181V180H211ZM216 181V180H215ZM248 181H250V179L248 180ZM251 181H253V180H251ZM257 181V180H256ZM157 182V181H156ZM171 182V181H170ZM196 182V181H195ZM234 182V181H233ZM255 182V181H254ZM260 182V181H259ZM26 183V182H25ZM110 183V182H109ZM151 183V182H150ZM189 183V182H188ZM232 183V182H231ZM235 183H236V181H235ZM234 183V184H235ZM258 183V182H257ZM263 183V182H262ZM49 184V183H48ZM172 184H173V182H172ZM177 184V183H176ZM225 184V183H224ZM223 184V185H224ZM243 184V183H242ZM248 184V183H247ZM255 184H256V182H255ZM254 184V185H255ZM1 185V184H0ZM72 185V184H71ZM106 185V184H105ZM113 185V184H112ZM115 185V184H114ZM178 185V184H177ZM184 185V184H183ZM228 185V184H227ZM246 185V184H245ZM252 185V184H251ZM257 185V184H256ZM20 186V185H19ZM73 186V185H72ZM83 186V185H82ZM126 186V185H125ZM135 186V185H134ZM171 186V185H170ZM179 186H181V185H179ZM199 186V185H198ZM240 186H241V184H240ZM17 187V186H16ZM33 187V186H32ZM114 187V186H113ZM116 187V186H115ZM130 187V186H129ZM142 187V186H141ZM174 187V186H173ZM173 187H172V189H173ZM183 187V186H182ZM200 187V186H199ZM214 187V186H213ZM249 187H252V186H249ZM263 187V186H262ZM146 188V187H145ZM239 189V186L238 187H236V189H232V191H233V194H232V191H231V194L232 195H235V196H237V194H239V192L238 191H236V190H238ZM245 187H242V189H244ZM255 188V187H254ZM253 188V189H254ZM16 189V188H15ZM25 189V188H24ZM94 189V188H93ZM140 189V188H139ZM241 189V188H240ZM247 189V188H246ZM246 189H244V190H246ZM255 189H258L257 187L255 188ZM254 189V190H255ZM262 188H260L259 190H261ZM105 190V189H104ZM133 190V189H132ZM180 190V189H179ZM193 190V189H192ZM218 190V189H217ZM237 192V194L235 193V191ZM243 190V192L245 193V191ZM248 190V189H247ZM246 190V191H247ZM258 190V191H259ZM18 191V190H17ZM69 191V190H68ZM103 191V190H102ZM171 191V190H170ZM182 191H183V188H182ZM186 191V190H185ZM213 191V190H212ZM249 191H253V190H249ZM256 191V190H255ZM160 192V191H159ZM162 192V191H161ZM165 192V191H164ZM174 192V191H173ZM176 192V191H175ZM181 192V191H180ZM179 192V193H180ZM201 192V191H200ZM242 192V193H243ZM261 192V191H260ZM163 193V192H162ZM183 193V192H182ZM186 193V192H185ZM199 193V192H198ZM212 193V192H211ZM235 193V194H234ZM242 193H240V195L242 194ZM243 193V194H244ZM247 193L249 194V192L247 191L246 192V195H247ZM259 193V192H258ZM176 194V193H175ZM187 194V193H186ZM195 194V193H194ZM230 194V193H229ZM260 194H262V193H259V195ZM10 195V194H9ZM15 195V194H14ZM98 196H99V194H97ZM111 195V194H110ZM169 195V194H168ZM190 195V194H189ZM218 195V194H217ZM227 195V194H226ZM252 195H254L253 193L252 194H250L249 196H250V198H251V196ZM159 196V195H158ZM174 196V195H173ZM179 196V195H178ZM187 196V195H186ZM235 196H233L234 198H235ZM249 196H247V197H249ZM261 196H263V195H261ZM4 197V196H3ZM76 197V196H75ZM166 197V196H165ZM164 197V198H165ZM170 197V196H169ZM200 197V196H199ZM231 197V196H230ZM229 197V198H230ZM232 197V199H234ZM239 196H237L235 199H238L239 200V198H241V197H239ZM243 197V196H242ZM259 197V196H258ZM264 197V196H263ZM25 198V197H24ZM85 198V197H84ZM96 198V197H95ZM118 198V197H117ZM156 198V197H155ZM185 198V197H184ZM191 198H192V196H191ZM97 199V198H96ZM102 199V198H101ZM104 199V198H103ZM160 199V198H159ZM163 199V198H162ZM180 199H181V197H180ZM196 199V198H195ZM231 199V198H230ZM231 199V200H232ZM234 199V200H235ZM247 199V198H246ZM249 199V198H248ZM254 199H255V197H254ZM262 199V198H261ZM93 200V199H92ZM98 200H99V198H98ZM98 200H96V201H98ZM185 200V199H184ZM188 200H189V197H188ZM188 200H187V202H188ZM216 200V199H215ZM222 200V199H221ZM224 200V199H223ZM227 200H229V199H227ZM233 200V201H234ZM251 199H249V201H250ZM256 200H257V197H256ZM260 200V199H259ZM1 201V200H0ZM84 201H85V199H84ZM94 201H95V199H94ZM160 201V200H159ZM164 201V200H163ZM170 201V200H169ZM182 201V200H181ZM191 201V200H190ZM224 201H226V199L224 200ZM232 201V202H233ZM237 201V200H236ZM245 201V200H244ZM252 201H253V199H252ZM177 202V201H176ZM179 202V201H178ZM229 203L228 204H226L225 205V207L227 206V205H229V204H232V203H230V201H228ZM241 202L242 201H240V204H238L239 205V207H241L240 205H241ZM246 202H247V200H246ZM184 203H185V201H184ZM202 203V202H201ZM207 203V202H206ZM210 203V202H209ZM234 203H236V202H234ZM233 203V204H234ZM238 203V202H237ZM243 203H245V202H243ZM249 203H251V202H249ZM84 204V203H83ZM86 204H87V202H86ZM90 204V203H89ZM93 204H94V202H93ZM113 204H116V203H113ZM179 204H181L180 202H179ZM179 204H176V205H179ZM193 204H194V202H193ZM248 204V203H247ZM247 204H246V206H247ZM99 205V204H98ZM121 205V204H120ZM119 205V206H120ZM182 205V204H181ZM180 205V206H181ZM184 205V204H183ZM185 205H186V203H185ZM235 205V204H234ZM96 206V205H95ZM102 206V205H101ZM100 206V207H101ZM192 206V205H191ZM205 206V205H204ZM231 206V205H230ZM235 206H237V204L235 205ZM235 206H232V209L233 208H235ZM245 206V205H244ZM243 206V207H244ZM256 206V205H255ZM154 207V206H153ZM158 207V206H157ZM219 207V206H218ZM242 207V208H243ZM257 207V206H256ZM261 207H263V206H261ZM103 208V207H102ZM118 208V207H117ZM166 208V207H165ZM198 208V207H197ZM206 208V207H205ZM249 209L251 208V207H248ZM2 209V208H1ZM9 209V208H8ZM164 209V208H163ZM170 209V208H169ZM172 209V208H171ZM180 209V208H179ZM187 209V208H186ZM227 209H229L228 208V206H227ZM231 209V210H232ZM262 209V208H261ZM10 210V209H9ZM81 210V209H80ZM107 210V209H106ZM105 210V211H106ZM109 210V209H108ZM183 210H184V208H183ZM218 210V209H217ZM234 210V209H233ZM239 210V209H238ZM237 210V211H238ZM244 210V209H243ZM242 210V211H243ZM260 210V209H259ZM128 211V210H127ZM158 211V210H157ZM167 211H168V209H167ZM175 211V210H174ZM177 211V210H176ZM212 211V210H211ZM215 211V210H214ZM225 211H226V208H225ZM235 211V210H234ZM245 211H246V209H245ZM251 211V210H250ZM249 211V212H250ZM257 211V210H256ZM68 212V211H67ZM170 212V211H169ZM195 212V211H194ZM227 212V211H226ZM225 212V213H226ZM248 212V211H247ZM253 212H254V210H253ZM258 212V211H257ZM260 212V211H259ZM263 212V211H262ZM170 213H172V212H170ZM190 213V212H189ZM200 213V212H199ZM204 213H205V211H204ZM208 213V212H207ZM215 213V212H214ZM213 213V214H214ZM232 213V212H231ZM238 213V212H237ZM236 213V214H237ZM240 213V212H239ZM250 213H252V212H250ZM132 214H134V213H132ZM158 214V213H157ZM163 214V213H162ZM166 215L168 214V213H165ZM164 214V215H165ZM210 214V213H209ZM228 214V213H227ZM65 216H66V214H64ZM149 215V214H148ZM161 215V214H160ZM165 215V216H166ZM202 215H203V213H202ZM207 215V214H206ZM233 215V214H232ZM242 215V214H241ZM263 215H264V213H263ZM61 216V215H60ZM133 216V215H132ZM168 216V215H167ZM198 216V215H197ZM236 216V215H235ZM13 217V216H12ZM62 217V216H61ZM134 217H136L135 215H134ZM137 217H138V214H137ZM137 217L136 218H134L135 220V222H133V224H130V226L131 227H127L128 229L126 230L125 228H124V231H122V232H120V234L121 233H123V234H121V235H119V234H117V235H112V234H114V233H112V232H110V234L112 235V236H114L113 238L114 239H112V240H110L112 237H109V235L106 237L107 238V240H109V241H107L106 240V238H105V240H100L99 241V243H97V242H95V243H97L98 244V247L97 248H94L93 250H91L90 252H89V248H88V252H86V250H85V252L88 254H86L85 255V257L83 256V258H82V256H80L79 258H77L78 257V255H76L77 257L74 259V258H72L73 260V262L71 263V264H95V263H97L98 264V262H97V260H98V258L100 257V259H102L101 258V256L103 257L104 255V257H107V254H108V256H109V254L110 255H112L111 253H113L114 251L116 252V250L118 249H120V250H122V249H124L126 246L128 247L129 245H135V243L138 241V240H140L139 238H142V237H140L141 235L142 236H144V234H145V236H146V234H149L150 235V233L152 234L153 233V231H155V224H157V223H155V219H154V221L151 219H146V220H144L142 217V219L141 218H139L138 220H137ZM140 217V216H139ZM147 217V216H146ZM149 217V216H148ZM147 217V218H148ZM160 217V216H159ZM158 217V218H159ZM171 217V216H170ZM194 217H195V215H194ZM201 217V216H200ZM249 217V216H248ZM124 218V217H123ZM128 218V217H127ZM145 218V217H144ZM154 218V217H153ZM167 218V217H166ZM175 218V217H174ZM204 218V217H203ZM244 218V217H243ZM246 218H247V215H246ZM256 218V217H255ZM50 219V218H49ZM161 219H162V217H161ZM185 219V218H184ZM193 219V218H192ZM195 219V218H194ZM211 219V218H210ZM228 219V218H227ZM254 219V218H253ZM263 219V218H262ZM51 220V219H50ZM53 220V219H52ZM55 220V219H54ZM164 220V219H163ZM203 220V219H202ZM231 220V219H230ZM59 221V220H58ZM127 221V220H126ZM125 221V222H126ZM129 221V220H128ZM165 221V220H164ZM163 221V222H164ZM166 221H168V220H166ZM194 221V220H193ZM238 221V220H237ZM250 222H251V219L249 220ZM261 222H262V220H260ZM12 222V221H11ZM47 222V221H46ZM68 222V221H67ZM118 222V221H117ZM121 222V221H120ZM173 222H176V221H173ZM227 222V221H226ZM246 222V221H245ZM254 223H255V221H253ZM258 222V221H257ZM53 223V222H52ZM122 223H123V221H122ZM131 223V222H130ZM160 223V222H159ZM158 223V224H159ZM180 223V222H179ZM179 223H178V225H179ZM43 224V223H42ZM167 224V223H166ZM231 224V223H230ZM248 224V223H247ZM249 224H251V223H249ZM263 223H261V225H262ZM56 225V224H55ZM175 225H177V223L175 224ZM256 225V224H255ZM258 225H259V223H258ZM258 225H257V227H258ZM260 225V226H261ZM105 226V225H104ZM168 226V230H174V228L176 227V226H174V224H172L171 222L167 225ZM166 226V227H167ZM223 226V225H222ZM251 226V225H250ZM61 227V226H60ZM119 227V226H118ZM257 227H255V228H257ZM262 227V226H261ZM52 228H53V226H52ZM157 228V227H156ZM159 228H161V226H159ZM164 228V227H163ZM180 228H181V226H180ZM179 227L177 228V229H180ZM210 228V227H209ZM251 228V227H250ZM253 228V227H252ZM260 228V227H259ZM19 229V228H18ZM55 229V228H54ZM105 229H107V228H105ZM183 228H181L180 230H182ZM197 229V228H196ZM17 230V229H16ZM126 230V231H125ZM158 230V229H157ZM167 230V231H168ZM213 230V229H212ZM232 230V229H231ZM115 231V230H114ZM161 231V230H160ZM117 232V231H116ZM155 232H157V231H155ZM162 232H163V230H162ZM161 232V233H162ZM164 232H165V229H164ZM231 232H234V231H231ZM230 232V234H232ZM252 232V231H251ZM250 232V233H251ZM53 233V232H52ZM168 233V232H167ZM166 233V234H167ZM172 233V232H171ZM192 233V232H191ZM249 233V232H248ZM31 234V233H30ZM100 234V233H99ZM107 234V233H106ZM154 234V233H153ZM156 234V233H155ZM160 234V233H159ZM234 234H236V233H234ZM118 235H119V238H118ZM157 235H158V233H157ZM226 235V234H225ZM102 236V235H101ZM161 236V235H160ZM164 236V235H163ZM193 236V235H192ZM196 236H199V235H196ZM203 236V235H202ZM230 236H232L233 237V234L232 235H230ZM229 236V237H230ZM255 236V235H254ZM254 236H252V237H254ZM36 237V236H35ZM149 237V236H148ZM177 237V236H176ZM180 237V236H179ZM204 237H205V235H204ZM15 238V237H14ZM87 238V237H86ZM101 238H103L104 239V237H101ZM110 238V239H109ZM116 238H118V240L116 239ZM156 238V237H155ZM167 238V237H166ZM195 238V237H194ZM200 238V237H199ZM202 238V237H201ZM200 238V239H201ZM222 238V237H221ZM231 238V237H230ZM90 239V238H89ZM151 239V238H150ZM168 239V238H167ZM185 239V238H184ZM227 239V238H226ZM20 240V239H19ZM28 240V239H27ZM93 240V239H92ZM115 240V241H114ZM117 240V241H116ZM144 240V239H143ZM159 240H160V238H159ZM202 240V239H201ZM214 240V239H213ZM224 240V239H223ZM230 240V239H229ZM98 241V240H97ZM164 241V240H163ZM190 241H192V240H190ZM207 241V240H206ZM216 241V240H215ZM214 241V242H215ZM228 241V240H227ZM231 241H233V240H231ZM238 241V240H237ZM23 242V241H22ZM189 241H187V243H188ZM193 242V241H192ZM204 242V241H203ZM210 242V241H209ZM217 242V241H216ZM220 241H218L217 242V244L219 243ZM242 242V241H241ZM264 242V241H263ZM17 243V242H16ZM20 243V242H19ZM191 243V242H190ZM206 243H208V242H206ZM256 243V242H255ZM84 244V243H83ZM168 244V243H167ZM184 244V243H183ZM189 244V243H188ZM204 244V243H203ZM209 244H211V243H209ZM250 244V243H249ZM19 245V244H18ZM25 245V244H24ZM96 245V244H95ZM137 245V244H136ZM139 245V244H138ZM164 245V244H163ZM180 245H181V243H180ZM186 245V244H185ZM200 245V244H199ZM206 245V244H205ZM208 245V244H207ZM213 245V244H212ZM214 245H215V247H216V244L214 243ZM223 245H224V243H223ZM222 245V246H223ZM264 245V244H263ZM33 246V245H32ZM90 246V245H89ZM97 246V245H96ZM184 246V245H183ZM191 246V245H190ZM189 245L188 246H186V248L188 247H190ZM201 246V245H200ZM132 247V246H131ZM153 247V246H152ZM164 247V246H163ZM166 247V246H165ZM192 247V246H191ZM205 247H207V246H205ZM214 247V248H215ZM86 248V247H85ZM129 248H130V246H129ZM140 248V247H139ZM185 248V249H186ZM188 248L186 249V252L188 251ZM196 248V247H195ZM202 248H203V246H202ZM213 248V249H214ZM217 248V247H216ZM220 248V247H219ZM218 248V249H219ZM232 248V247H231ZM1 249V248H0ZM14 249V248H13ZM126 249V248H125ZM142 249V248H141ZM161 249V248H160ZM183 249H184V247H183ZM183 249H181L180 248V250H167V248H166V250L165 251H163L161 254H159V257L157 258V260H156V262L155 263H153V264H174L175 262H176V260H177V258L181 255V258L183 257L182 256V254H184V251L185 250H183ZM209 249V248H208ZM244 249V248H243ZM248 249V248H247ZM127 250V249H126ZM134 250V249H133ZM191 250V249H190ZM189 250V251H190ZM194 250V249H193ZM217 250V249H216ZM221 250V249H220ZM240 250V249H239ZM261 250V249H260ZM123 251V250H122ZM156 251V250H155ZM204 251V250H203ZM211 251V250H210ZM230 251H231V249H230ZM229 251V252H230ZM262 251V250H261ZM4 252V251H3ZM6 252V251H5ZM114 252V253H115ZM134 252H135V250H134ZM144 252V251H143ZM153 252V251H152ZM186 252H185V254H186ZM209 252V251H208ZM214 252V251H213ZM232 252V251H231ZM2 253V252H1ZM1 253H0V257L2 256L1 255ZM74 253V252H73ZM190 253V252H189ZM210 253V252H209ZM209 253H206V254H208L209 255ZM219 253V252H218ZM241 253V252H240ZM255 253H257V252H255ZM82 254V253H81ZM157 254V253H156ZM180 254V255H179ZM216 254V253H215ZM228 254V253H227ZM23 255V254H22ZM188 255V254H187ZM223 255V254H222ZM251 255V254H250ZM255 255V254H254ZM263 255V254H262ZM62 256V255H61ZM114 256V255H113ZM228 256V255H227ZM232 256V255H231ZM235 256H236V254H235ZM264 256V255H263ZM9 257V256H8ZM110 257H112V256H110ZM109 257V258H110ZM156 257V256H155ZM205 257V256H204ZM207 257V256H206ZM209 257V256H208ZM221 257V256H220ZM233 257V256H232ZM245 257V256H244ZM247 257V256H246ZM258 257V256H257ZM256 257V258H257ZM181 258H179V259H181ZM185 258V257H184ZM203 258V257H202ZM249 258V257H248ZM260 258V257H259ZM262 258V257H261ZM105 259V258H104ZM130 259V258H129ZM135 259V258H134ZM179 259H178V261H179ZM205 259V258H204ZM225 259H227L228 260V258H225ZM231 259H234V257L233 258H231ZM245 259H247V258H245ZM29 260V259H28ZM71 260V259H70ZM106 260V259H105ZM111 260V259H110ZM154 260V259H153ZM214 260V259H213ZM220 260V259H219ZM221 260H224V259H221ZM249 260V259H248ZM263 260V259H262ZM47 261V260H46ZM69 261V260H68ZM102 262L104 261V260H101ZM107 261V260H106ZM108 261H109V259H108ZM188 261V260H187ZM201 261V260H200ZM205 261V260H204ZM242 261V260H241ZM247 261V260H246ZM245 261V262H246ZM30 262V261H29ZM218 262V261H217ZM222 262V261H221ZM220 262V263H221ZM234 262V261H233ZM243 262V261H242ZM251 262V261H250ZM47 263V262H46ZM49 263V262H48ZM51 263V262H50ZM54 263V262H53ZM70 263V262H69ZM68 263V264H69ZM104 263V262H103ZM108 263V262H107ZM110 263H112L111 261H110ZM198 263V262H197ZM208 263V262H207ZM213 263V262H212ZM225 263V262H224ZM35 264V263H34ZM58 264V263H57ZM142 264H151V263H149L148 261H144ZM184 264V263H183ZM192 264V263H191ZM209 264H210V261H209ZM221 264H223V263H221ZM233 264V263H232ZM245 264V263H244Z\"/></svg>",
    "mask_w": 264,
    "mask_h": 264
}]
</instances>
